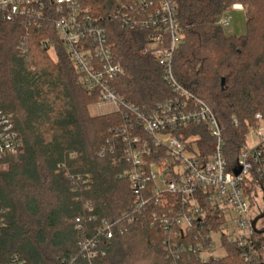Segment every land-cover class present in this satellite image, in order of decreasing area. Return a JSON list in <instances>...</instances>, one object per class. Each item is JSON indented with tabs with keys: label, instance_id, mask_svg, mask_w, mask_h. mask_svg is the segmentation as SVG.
<instances>
[{
	"label": "trees",
	"instance_id": "obj_1",
	"mask_svg": "<svg viewBox=\"0 0 264 264\" xmlns=\"http://www.w3.org/2000/svg\"><path fill=\"white\" fill-rule=\"evenodd\" d=\"M130 1L85 3L123 67L116 92L127 104L150 109L173 94L162 68L145 53L149 34L125 30L112 18ZM175 1L183 33L175 76L214 112L232 170L250 129L258 125L255 115L264 120V0ZM235 5L246 14L247 33L240 37L217 25ZM99 103L98 94L81 84L54 28L15 21L0 29V114L11 119L22 144L16 155L0 161L5 166L0 170V264L15 258L17 264H264V256L245 261L226 236L224 257L200 261L195 248H208L206 236L219 230V219L214 216L186 235H176L174 226L168 232L153 214H162L174 197H166L164 206L150 202L126 225L121 216L137 198L129 189L125 145L114 135L125 124V111L92 116L89 109ZM182 134L199 135L203 158L212 154L214 140L206 127ZM112 222L127 231L120 234L116 227L107 240L101 233L104 223ZM255 238L264 243V236ZM81 240H99L106 255L89 258Z\"/></svg>",
	"mask_w": 264,
	"mask_h": 264
},
{
	"label": "built area",
	"instance_id": "obj_2",
	"mask_svg": "<svg viewBox=\"0 0 264 264\" xmlns=\"http://www.w3.org/2000/svg\"><path fill=\"white\" fill-rule=\"evenodd\" d=\"M85 1L0 0V29L15 21H24L39 29L54 28L84 88L89 93L96 92L100 103L111 104L114 112L125 111V124L115 130L114 135L125 145L123 155L128 165L129 189L137 201L121 216L122 221L130 225L133 215L141 213L150 202L164 206L166 197H174V203L167 204L162 214H153L168 232L174 226L179 231L176 235H186L212 221L214 216L219 219V230L206 236L208 248L200 245L195 248L200 261L206 263L219 258L215 255L214 234H220L219 244L224 256L222 237L226 236L238 247L245 261L263 257L264 243L255 238L252 226L264 209L262 116L255 115L258 125L250 129L235 168L229 170L224 155L223 129L214 112L180 84L174 73L175 54L183 43L175 0H132L123 3L112 16L125 30L149 34L145 53L162 68L163 81L173 94L172 99L150 109L141 110L127 104L114 88L124 74L123 67L114 56L100 19ZM232 10L244 9L235 5ZM230 12L219 19V27H229ZM233 122L238 127L236 118ZM200 126L206 127L214 140L213 152L206 158L198 148L200 136L187 138L182 134ZM21 146L11 119L0 114V161L16 155ZM4 168L1 163L0 170ZM236 171L240 174L235 175ZM87 210L92 211L91 205ZM76 223L80 224V219H76ZM118 223H104L101 234L110 240ZM126 231L117 227L115 232ZM100 243L99 240H81L89 258L106 255ZM10 264H17V259Z\"/></svg>",
	"mask_w": 264,
	"mask_h": 264
},
{
	"label": "rangeland",
	"instance_id": "obj_3",
	"mask_svg": "<svg viewBox=\"0 0 264 264\" xmlns=\"http://www.w3.org/2000/svg\"><path fill=\"white\" fill-rule=\"evenodd\" d=\"M230 16V25L229 27H224L223 31L228 36H244L247 33V21L246 14L244 11L232 10L229 13ZM115 108L111 104L100 103L95 106H92L89 111L92 116H99L104 114H110L114 112ZM254 138V136H253ZM264 223V222H262ZM262 225V224H261ZM228 233H231V229L228 228ZM225 230V232H227ZM220 234L213 235L214 246L216 248L215 255L216 257H224V250L220 248L219 244Z\"/></svg>",
	"mask_w": 264,
	"mask_h": 264
},
{
	"label": "water",
	"instance_id": "obj_4",
	"mask_svg": "<svg viewBox=\"0 0 264 264\" xmlns=\"http://www.w3.org/2000/svg\"><path fill=\"white\" fill-rule=\"evenodd\" d=\"M224 84H225V81L222 80V87L224 86ZM239 174H240V171L235 172V175H239ZM263 202H264V198H263ZM263 219H264V209L252 222L254 232L258 236H264V227L258 226L259 222L262 221Z\"/></svg>",
	"mask_w": 264,
	"mask_h": 264
},
{
	"label": "flooded vegetation",
	"instance_id": "obj_5",
	"mask_svg": "<svg viewBox=\"0 0 264 264\" xmlns=\"http://www.w3.org/2000/svg\"><path fill=\"white\" fill-rule=\"evenodd\" d=\"M262 222H264V219L262 220V221H260V223H259V226L260 227H264V223H262ZM262 224V225H261Z\"/></svg>",
	"mask_w": 264,
	"mask_h": 264
},
{
	"label": "crops",
	"instance_id": "obj_6",
	"mask_svg": "<svg viewBox=\"0 0 264 264\" xmlns=\"http://www.w3.org/2000/svg\"><path fill=\"white\" fill-rule=\"evenodd\" d=\"M242 11H244V10H242Z\"/></svg>",
	"mask_w": 264,
	"mask_h": 264
}]
</instances>
